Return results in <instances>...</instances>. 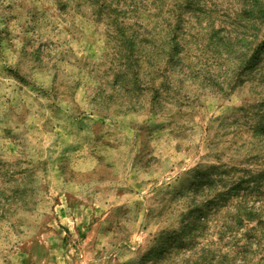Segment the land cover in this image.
<instances>
[{"label":"rangeland","instance_id":"1","mask_svg":"<svg viewBox=\"0 0 264 264\" xmlns=\"http://www.w3.org/2000/svg\"><path fill=\"white\" fill-rule=\"evenodd\" d=\"M180 1L0 0V264H264L248 0Z\"/></svg>","mask_w":264,"mask_h":264},{"label":"trees","instance_id":"2","mask_svg":"<svg viewBox=\"0 0 264 264\" xmlns=\"http://www.w3.org/2000/svg\"><path fill=\"white\" fill-rule=\"evenodd\" d=\"M88 2H91L92 4L94 3H101L104 4L105 0H87ZM184 1V0H181ZM180 1V2H181ZM178 4V3H177ZM194 6V3L191 2L190 0H186L185 2H181L177 5L176 11H175V17L176 18V24H172V20L174 18L171 17V22H169L170 26L174 27H180L182 19H181V10L185 9H191ZM197 8L195 9V11ZM239 19L245 20L247 22V27H248V35L244 37L245 43L244 45L247 46L246 55L244 56L245 59L241 60L240 65H239V70L236 73L237 77H239L240 74H243L247 70H252L254 68V65H259L260 61L264 57V35L260 36L261 29L263 28L264 25V0H248L247 5L245 8H243L239 14H238ZM244 35V34H242ZM238 35V37L242 36ZM175 47V46H174ZM176 47L179 48L178 43L176 44ZM229 45H225V48L227 49ZM162 49V44L157 48V52ZM232 48L229 47L228 52H231ZM152 52H154L152 50ZM171 54H173V46L170 43V40H168V51ZM254 70V69H253ZM242 72V73H241ZM264 77V76H263ZM262 77V82L264 83V78ZM264 101V100H263ZM240 184L235 185L231 188V191L235 193L236 195L239 194L240 190ZM245 194L243 196H247V191L244 192ZM243 203V202H242ZM262 205V203H260ZM243 206H246V203L243 204ZM256 204H252L249 206L247 204V208L249 209V212L247 216L249 219H251L250 216L251 213L255 210L254 207Z\"/></svg>","mask_w":264,"mask_h":264}]
</instances>
